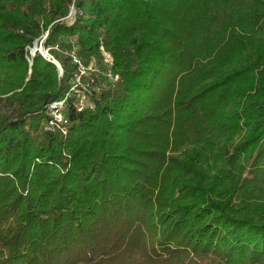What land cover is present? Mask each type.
Listing matches in <instances>:
<instances>
[{
	"label": "trees",
	"instance_id": "obj_1",
	"mask_svg": "<svg viewBox=\"0 0 264 264\" xmlns=\"http://www.w3.org/2000/svg\"><path fill=\"white\" fill-rule=\"evenodd\" d=\"M0 264H264V0H0Z\"/></svg>",
	"mask_w": 264,
	"mask_h": 264
},
{
	"label": "built area",
	"instance_id": "obj_2",
	"mask_svg": "<svg viewBox=\"0 0 264 264\" xmlns=\"http://www.w3.org/2000/svg\"><path fill=\"white\" fill-rule=\"evenodd\" d=\"M78 12V10L72 6V9L69 13V15L67 16V18H73L75 16V14ZM45 37H43V39L41 41H36L37 42V51L36 52H40L41 54H43L46 58L52 60L53 62H55L56 64L60 65L59 62L50 54L49 49H46L43 42L45 40ZM40 43V46L38 45ZM34 47V46H33ZM58 48V46H56ZM102 51L103 54L105 56V62L109 65H111L114 61L113 56L111 55L110 52L106 51L103 47H102ZM36 52L33 51V48L31 50L32 55L35 54ZM68 54L70 55L72 61L78 65V70L75 73L73 80H72V90L69 94L66 95V97L62 100H58L56 102H54L51 107L53 109H55L54 112V117L51 119L50 121V125L54 126V127H60V125L62 124L63 120H64V114L62 113V111H60L61 109H63L64 107H66L67 103H68V99L70 95L73 94H77L78 97H80V102H78L76 104V107L81 111L83 108V103L87 100V96H86V91L90 90L92 87V82L94 81L93 78H91V73L92 72H100V69L98 67V64L96 62V59L91 60V62L89 63L88 66H86L77 49L76 48H72L70 50H68ZM106 75L111 77L112 79H118L119 76L114 74L111 68L107 69ZM83 90V92H82Z\"/></svg>",
	"mask_w": 264,
	"mask_h": 264
},
{
	"label": "water",
	"instance_id": "obj_3",
	"mask_svg": "<svg viewBox=\"0 0 264 264\" xmlns=\"http://www.w3.org/2000/svg\"><path fill=\"white\" fill-rule=\"evenodd\" d=\"M36 46H37V42H35L34 43V47H33V51L34 52H36L37 51V48H36ZM36 54V53H35ZM35 54H33V55H35ZM59 66V65H58ZM59 69H60V72H61V74L63 73V69H62V67L61 66H59Z\"/></svg>",
	"mask_w": 264,
	"mask_h": 264
},
{
	"label": "rangeland",
	"instance_id": "obj_4",
	"mask_svg": "<svg viewBox=\"0 0 264 264\" xmlns=\"http://www.w3.org/2000/svg\"><path fill=\"white\" fill-rule=\"evenodd\" d=\"M38 45L40 46V43Z\"/></svg>",
	"mask_w": 264,
	"mask_h": 264
}]
</instances>
